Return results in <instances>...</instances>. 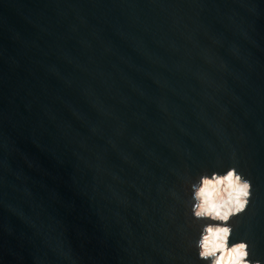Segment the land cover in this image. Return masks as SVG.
<instances>
[{
  "label": "water",
  "instance_id": "1",
  "mask_svg": "<svg viewBox=\"0 0 264 264\" xmlns=\"http://www.w3.org/2000/svg\"><path fill=\"white\" fill-rule=\"evenodd\" d=\"M230 167L264 264V0H0V264H207Z\"/></svg>",
  "mask_w": 264,
  "mask_h": 264
},
{
  "label": "clouds",
  "instance_id": "2",
  "mask_svg": "<svg viewBox=\"0 0 264 264\" xmlns=\"http://www.w3.org/2000/svg\"><path fill=\"white\" fill-rule=\"evenodd\" d=\"M192 188L194 217L211 221L203 226L196 241L199 258L207 264H261V260L251 258L247 241L230 243L233 233L230 221L249 205L251 181L236 167H230L223 174L202 175Z\"/></svg>",
  "mask_w": 264,
  "mask_h": 264
}]
</instances>
